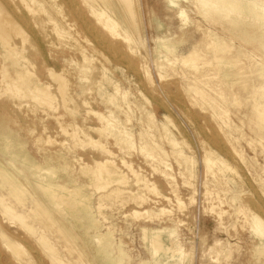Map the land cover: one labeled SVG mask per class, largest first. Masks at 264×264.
<instances>
[{"label": "rangeland", "instance_id": "rangeland-1", "mask_svg": "<svg viewBox=\"0 0 264 264\" xmlns=\"http://www.w3.org/2000/svg\"><path fill=\"white\" fill-rule=\"evenodd\" d=\"M186 1L175 0V5H186L190 17L186 26L194 34L195 44L201 47V58L208 61L205 72L192 71L189 63L181 62L187 44H181L176 53H168L163 46L166 39H176L174 24L176 27L181 23L179 17L169 18L176 12L174 3L165 6L163 0H142L138 30L132 32L142 35L138 38L142 42L134 44L139 60L130 65L117 52L100 47L96 38L77 22L71 26L63 24L65 36L56 29L54 35L55 26L46 18L40 26L26 23L25 17L38 14L34 12L38 5L30 0H6L30 40L22 44L20 34L11 38L17 46L26 47L22 55L33 56L32 75L28 73L26 77H37L49 85L54 100L41 105L42 101L35 102L38 98L29 91L16 96L13 91L6 92L9 86L0 70V122L21 139L35 166L49 168L55 189L44 195L45 205L49 202L46 209L49 213L53 210L68 228L63 239L55 235L51 238L71 263L100 264L93 249L107 241L113 243L115 251L124 252L125 264L264 263V254L256 251L259 256L254 255L256 248L264 245V236L254 231L251 221L252 214L264 219V135L260 132V127L264 128V91L258 89L256 96L262 94L263 98L254 108L242 103L241 92L227 82L231 77L226 72L248 64L247 60L233 61L241 40L224 23L233 15L226 16L222 9L213 6L204 16L195 3L189 5L190 1ZM239 1L252 9L253 0ZM263 1L258 9L262 14ZM43 5L47 4L42 2ZM152 8L163 17L161 25L152 23ZM40 14L47 17V13ZM55 15L60 17L56 11ZM36 30L41 34L37 38ZM216 34L235 45L232 54L220 56L219 41L212 45V40L218 39ZM110 35L108 38L114 41ZM0 46L3 52V42ZM246 48L253 51L249 44ZM3 63L13 72L10 59L3 61L0 56V66ZM163 64L172 70H165ZM49 67L68 82L62 92L68 97L65 103L60 100L63 94L57 90V83L48 75ZM149 76L152 85L147 81ZM210 81L219 84L217 88L222 92L211 87ZM94 112L112 116L115 126L106 128L105 119ZM74 130L78 131L77 138L70 134ZM119 130H124L129 138L124 139ZM95 140L112 155L97 146ZM209 151L214 161L220 160L213 165L206 162L208 167L205 161ZM104 160L112 161L107 165L124 173L120 174L123 182L116 180L117 175L100 181L95 161ZM153 235H158L163 251H155ZM20 242L33 255L34 264L53 262L32 234L24 231Z\"/></svg>", "mask_w": 264, "mask_h": 264}, {"label": "bare ground", "instance_id": "bare-ground-1", "mask_svg": "<svg viewBox=\"0 0 264 264\" xmlns=\"http://www.w3.org/2000/svg\"><path fill=\"white\" fill-rule=\"evenodd\" d=\"M30 1H31L30 2L31 4L34 3L38 5L39 7L37 9L36 8L34 9V12L38 14L36 15L33 14L31 17H25L27 19L26 23L28 24V26L29 25H32L33 27L40 26V24L43 23L46 18L47 21L53 24L52 26H55L53 30L54 35H56L55 34V29H56L57 33L65 36L64 35L65 31L62 30L63 24L71 26L73 25V23L77 22L81 26V28L84 29L86 33L91 34L96 38L95 41L100 47L105 48L106 50L111 49L112 51L117 52L121 58L129 60V62H125V63L127 64L129 63L130 65H132L131 63L136 64V62L139 60V56H138L139 54L137 55L138 48L136 51L134 44L138 41V38L142 37V35L141 37H139L140 33L138 32L137 35L135 36L134 34H132V32L134 33V31L138 30L139 7L143 5L142 0H30ZM187 1H190L189 5L192 2L195 3V5L198 7V12L204 16L209 14L210 9L213 6L216 8L222 9V11H224L226 16L233 15L232 17H230V19H225V22H224L227 24L226 27L228 29L231 27L229 30L233 34L238 36L241 40V45L238 46L240 49L237 50V52L234 54L235 57L232 56L234 58L233 61L234 63H237L239 60H247L248 64L246 66H238L236 69L230 72H226V75H229L231 77L230 78L231 82L230 80H227V82H229V84L230 83L233 84V86L236 87V89L238 90L237 91L238 93L241 92L240 101L242 103L244 104L248 103L250 105H253L254 108H257V103H261L260 100L263 98L262 94L256 96L259 93L258 89H262L264 91V14H262L261 12H259L260 14L258 13L261 0H253L252 9L250 8V5H248L246 2L242 3L239 0H187ZM42 2L46 3L47 5L42 6ZM7 3H6V0L5 1L2 0V2H0V42H3L4 44V46L2 47L3 52H1L0 50V56L2 57L3 61H5V59L11 60V64L13 65V72L7 70L5 63H3V65L0 66V70L2 72L1 78L3 77L2 79L4 80V83L7 86H9V88H7V86L5 85L7 88V91L6 90L5 91L6 92L13 91L15 94L13 92H10V93L14 94L15 96L17 95L16 93L18 92L23 93L25 91H29L30 93H33L32 95L38 98L37 100L34 99L35 102H37L38 100H39L38 102H40L41 100L42 101L41 105H49V102L50 101L52 102V100H54L53 93L50 91L51 87L49 85H45L44 83H41L40 79L37 77L32 80L26 77L29 75L28 73L32 75L30 72V67L34 63L32 54L29 53L26 55H22V52H23L22 50L26 49V47H24V45L17 46L15 42H11V38L13 37V35L17 37V35L19 34L21 35L20 39L22 38L21 40L22 44L26 43L27 41L30 42V40L28 39V34L25 33L23 27L14 18V12H13L14 10L12 11L8 7ZM168 3L172 5L174 3V7H176L175 8L176 12L174 14H169V18L172 19V17H179L181 23L180 22L179 24L177 23L176 27L174 24V35L177 34V36H175L176 39L174 40L172 38L166 39L163 42V45H167V46H164V47L169 48L167 50L168 53H176L178 52V49L181 46V44H187L186 50L183 49L181 53L182 54L181 62L183 60L189 63V64L187 63L186 64L190 65V67L192 68V71H195V69L197 71L198 69L201 72H205L206 69L204 65L208 63V61L206 60V58H203V59L201 58V55L199 52L201 47L200 46L198 47L197 44H195L194 34H192V32L189 33V28H187L186 26L188 25V21L190 20L189 19L190 17L188 16V13L186 11V5L184 3H180L177 6L175 5V0H163L162 5L166 6ZM63 6H64V9H62ZM28 9L30 11V7ZM25 10L27 9L25 8ZM55 11L60 13L59 18L55 15ZM41 12L47 13L46 14L47 17L43 18L42 14H40ZM162 18L163 17L157 12V10L152 8V15L150 17L152 23L156 24V22H158L161 25ZM214 20L217 22L219 21L216 17L214 18ZM34 34L36 38H37V34L41 35L40 31H37V30L34 31ZM108 34H111L112 36H114L115 40L114 41L110 40L108 38ZM187 34L189 35L187 36ZM215 36L216 38L219 37V35L217 34ZM219 38L217 40L215 39L212 40V45H217V41H219L218 43L221 44L222 46V48L220 49V54H221L220 56H226V55L232 54L231 53L232 48L235 45H233L231 42L228 43L224 39L225 38L224 36H223V40ZM140 41L142 42L141 39L138 42ZM174 41L176 42V44ZM138 42H137V45H139ZM248 44L252 46L253 51L255 53H253L252 50L250 49L248 50L246 48V45ZM114 60H117V59H114ZM159 60L160 59L158 58V61ZM165 61L168 62V60H165ZM157 64L155 63V65ZM164 65L165 64H163L162 68H164L165 70H169L171 68L168 64L165 66ZM159 66L161 65L159 64ZM212 68H213V65H212ZM81 70L79 71L81 72ZM104 70L105 69H103V72ZM158 71H162V70H158ZM80 72L78 74H80ZM81 73H86V72L83 71ZM48 75L54 82L57 83L56 85L57 90L59 89V91H61L59 93L60 94L65 93L63 91L67 89L66 86L68 85V82L66 83V80H64L65 78V77L63 78L64 75L55 71L51 67L48 68ZM103 78L106 79V75ZM82 79L85 81V78H82ZM149 80L150 81L152 80L150 76L147 79V81L149 82ZM168 81H172V83L174 82V80H168ZM149 83L151 84V82ZM209 83L211 84V87L215 86L214 88H217V86L219 85V84L214 85L215 82H211V81ZM163 87L165 86L163 85ZM251 87H254L255 90L250 89ZM217 91H219L220 93L222 92V90L218 88H217ZM18 95L21 96L20 93ZM23 95L24 94H22V96ZM34 96L32 97L34 98ZM112 99L111 101H113ZM60 100H62L65 103V101L68 100V97L65 94H63ZM43 102H48V104H45V103L43 104ZM52 106H54V104H52ZM83 106H84V102H83ZM67 110L69 111L70 109H67ZM88 111L90 112V110ZM88 111H86V113H88ZM95 113L96 112H94V115L98 114V113L96 114ZM98 115L101 118H103V120L105 119L106 124H107L106 128L108 127L113 128L115 126V123H114L115 119L112 116L107 117V116L102 115L101 113ZM260 123H262L261 120H260ZM106 128L104 130H106ZM147 129L149 130V127ZM260 130H261L260 132L263 133L262 135H264V128L260 127ZM123 131L119 130L120 134L124 135L123 136L124 139H128L129 138L128 136L130 135L123 133ZM106 132L107 131H105V133ZM77 133L78 131L74 130L70 134L74 135V137L76 136L78 137V135H75ZM149 135H152V134H149ZM70 138H73V137L71 136ZM91 141L93 142V140ZM98 143H97V146H100L101 144L98 145ZM101 147L105 153H107L108 155H112V152L110 150H107L105 148V145L104 146L101 145L100 148ZM156 147H158V145ZM98 150L101 151L102 153L101 149H98ZM26 151H25V145L21 141V139L8 126H6L3 122H0V264H29L30 262L32 263L33 255L31 256V253H29L27 249L20 242L21 235L24 233V231L32 234V236H34L35 239H37V241L39 240L41 241L40 243L42 244V246L46 248L45 251L48 252L49 256L52 259L51 261H53L51 262L52 264H74V263H71L69 258H66L63 255L61 249L57 246V243L55 241L53 242L51 238V236L55 235L57 239L58 238L63 239L65 237L66 232L68 231V228L59 222L58 218L54 216L53 210L50 209V213H49L48 210L46 209V206H49L48 205L49 202H47V205H45L46 203L44 202L45 200L44 195L45 194L48 195L47 193L48 192L50 193V190H52L53 188L55 189V187L51 183L52 176L50 175L51 173L49 171V168L46 165H43V167L35 166L33 163L34 160L32 161V158L29 156L28 153H26ZM211 155H212V152L209 151L207 153V157L205 161V163L207 162L208 165H213L216 163L217 160H220V159H217L216 161H214L211 158ZM159 160H160V157H159ZM110 162L112 163V161L108 162L105 160L102 162L95 161L97 172L99 170V174H98L99 176L98 175L97 176L100 177V181L102 179L105 182L109 181L111 178H114V176L117 175L118 179L116 180L119 182H123L124 176L122 177L121 175H123L124 173L121 174L120 173L121 171L117 169L116 167H109L107 163H110ZM221 163H223L225 168L227 167V165L224 162H221ZM110 166H114V165H110ZM84 168H87V167H84ZM207 170H210V169L207 168ZM85 173L88 174V171H86ZM138 178L140 179V177ZM138 181L136 183H138ZM144 181L146 182V180ZM140 183H141V180H140ZM149 184L151 185V183ZM144 185L147 186V184H144ZM101 187L102 186H100L99 190L101 189ZM151 187L154 188L153 186ZM152 188H150V190L155 192L156 189L153 190ZM47 190L48 192H46ZM117 191L118 190H116V192ZM118 194H121V193H118ZM107 196H109V194ZM81 209L83 208H79V211ZM73 217L75 219L76 216H73ZM251 221L254 227V231L264 236V219L261 218L257 214H252ZM153 237H154L153 242H154L155 251H159V252L163 251L160 245V242H159L160 239L158 238V235L156 236L153 235ZM97 245L98 246L95 248L96 250H94L93 248L92 249L94 253L96 254L98 262H101L102 264H110V263L125 264L124 263V255H125L124 252L122 250L115 251L113 247V243L107 241L106 243L101 242L100 244H97ZM256 251L259 254H264V245L258 246L255 250L254 255L257 254ZM259 254L257 255L259 256ZM44 255L46 256L47 254H44ZM49 258L48 260H50ZM32 264H34V261Z\"/></svg>", "mask_w": 264, "mask_h": 264}, {"label": "crops", "instance_id": "crops-1", "mask_svg": "<svg viewBox=\"0 0 264 264\" xmlns=\"http://www.w3.org/2000/svg\"><path fill=\"white\" fill-rule=\"evenodd\" d=\"M189 34H187V36H188ZM175 42V41H174ZM175 44H176V42H175ZM163 46H167V45H163ZM166 48V47H165ZM167 50L169 49V48H166Z\"/></svg>", "mask_w": 264, "mask_h": 264}]
</instances>
